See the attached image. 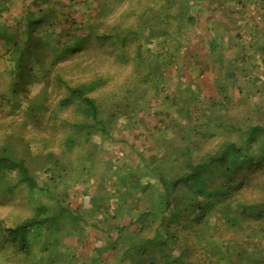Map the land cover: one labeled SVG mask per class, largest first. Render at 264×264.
I'll return each instance as SVG.
<instances>
[{"label":"trees","instance_id":"1","mask_svg":"<svg viewBox=\"0 0 264 264\" xmlns=\"http://www.w3.org/2000/svg\"><path fill=\"white\" fill-rule=\"evenodd\" d=\"M3 1L0 58L6 64L0 71V85L14 94L17 103L28 85L45 84L30 98L24 122L13 119L9 125L12 133L8 125L3 128L8 138L0 142V186L6 187L5 193L14 192L11 175H16L18 184L39 196L40 203L33 206L31 217L13 227L0 218V253L8 251L19 262L24 255L35 254L30 264H243L233 259L243 245L254 249L246 264H264V123L241 120L233 125L225 86L221 88L226 104L208 105L205 119L195 118L192 104L184 109L173 102L179 96L168 94L169 73H175L180 62L191 67V57H195L185 42L197 25L196 0H115L125 8L116 12L113 20H109L113 4L95 11L90 3H83L80 15L66 16L63 4L55 0ZM234 1L243 7H264V0ZM16 3L21 4L22 15L10 17ZM27 3L38 13L30 8L23 16L22 4ZM71 20L74 30L67 31ZM20 25H24L23 34ZM91 42L113 45L121 64L132 63L135 73L127 88L121 86L124 91L119 88L111 96L101 97L103 90L113 86L111 76L76 83L62 73L59 64ZM221 43L212 30L211 49L219 51ZM240 45L245 57L250 49L259 48L244 42ZM259 50L264 52V46ZM220 52L218 60L223 61V49ZM227 76L223 84L230 81ZM183 83L188 84V79ZM53 85L61 95L57 102H51L49 88ZM190 91L193 101L201 100ZM6 99V94L0 95V104ZM153 100L174 103L173 113L167 108L155 113L162 115L161 123L171 116L175 124L184 127L171 147L169 141L166 150L151 156L148 164L143 150L135 148L132 154L140 157L135 167L118 159L110 161L108 174L101 173L99 181L105 184L102 189L112 187L114 191L97 195V207L92 205L95 200L89 204L86 198L85 210L76 211L66 201L60 203L61 195L53 189H65L61 185L68 177L65 162L59 151H39L35 142L26 143V134L57 128L60 114L68 112L73 122L62 120L67 129L64 155L84 146L91 150L85 153L84 163L92 164L103 148L93 140H111L118 127L138 126V118L152 116ZM182 120L188 124L181 125ZM30 126L33 131L28 130ZM167 129H159V138ZM93 150L97 158L91 155ZM98 166L97 162L95 167L85 166L83 172L95 176ZM54 222L62 227H55ZM92 230L98 232L96 238L89 233ZM72 235L83 241L78 260L69 255L70 248L64 243V237ZM49 237L54 239L47 245ZM91 241H97L95 246ZM86 249L89 251L84 254ZM49 251L52 261L44 254Z\"/></svg>","mask_w":264,"mask_h":264},{"label":"rangeland","instance_id":"2","mask_svg":"<svg viewBox=\"0 0 264 264\" xmlns=\"http://www.w3.org/2000/svg\"><path fill=\"white\" fill-rule=\"evenodd\" d=\"M58 1L63 4L64 7L62 10L66 16L80 15L79 6H82L83 3H90V9L95 11L97 8L104 9L113 4V12L109 15V20H113L115 13L123 12L125 8L124 6H120L121 3H115V0H55L57 3ZM243 6L234 0L232 2H228V0H196L193 10L198 18L197 25L191 30L190 40L185 42L189 46V53L192 52L195 57H191V67L189 68L185 67L183 62H180L181 67L175 73H169V83L167 84L170 97L179 96V99L173 98L175 104H180L184 109L191 104L194 106L195 118H207L209 112L208 105L214 104L220 106V104H226V99L221 88L225 86L227 96L229 94V102L232 104L230 113L232 118L231 123L233 122V125L234 123H240L241 120L242 123L247 120L252 124L264 123V61L262 59L264 52L259 50L261 46H264V7L259 8L256 5H249V7ZM22 7L24 8L23 16L25 17L30 8H33L34 12L38 13V9L30 6L28 3L22 4ZM20 8L21 4L16 3L12 7V13L19 11ZM12 13H10V17H16L18 14L19 16L22 15L20 11L11 16ZM80 20L82 19L80 18ZM71 22L72 24H66L65 29L67 31L74 30L73 20ZM19 30L20 34H23L25 32L24 25H20ZM212 30L216 35L221 37L222 47L220 48L223 49V61L218 60V56L221 53L220 48L216 52L210 47ZM243 42L253 46L256 45L257 47L259 46V48L250 49L248 51L249 57H245L240 45ZM133 56H130L131 59ZM183 57L182 54V59ZM69 58L61 62L58 67L62 70L66 78H71L76 83L87 82L101 75L111 76L113 78V86L111 88L107 87L100 93L101 97L105 98L121 89L124 91V87L121 86L126 84L127 88L128 82L131 81L132 75L135 73L131 62L125 65L120 63V57L116 53L115 47L110 44L101 46L98 42L87 43L83 51L72 54ZM1 61H3V58H0V71L6 64L4 62L1 63ZM228 71L231 72L229 76L225 75ZM226 76L230 81L223 84ZM185 79H188V84L183 83ZM44 84V82H35L28 85L27 92L25 94H19L20 97H17V103L14 100V94L9 92L10 90L5 89L3 85H0L2 87V89L0 88V95H7V99L0 104V142L8 138V135L4 132L6 125H8V132L12 131L13 126L9 125L13 119L17 118L19 123L24 122L30 98L37 95L44 87ZM116 86L119 87L116 88ZM189 89L196 92L197 97L198 95L201 96V100L193 101V93ZM49 93L51 94V102H57L61 97L54 85L49 88ZM153 102L155 109L152 110V116H141L138 118L137 122L139 124L135 128L121 129V127H118L114 133V139L103 140L102 138H98L99 141H96L97 139L93 140L94 143L100 144L101 142L103 144L102 152L99 153L100 157L97 156V158L94 156V150L91 153L93 157L97 158L96 162L100 163V166L96 167L94 172L95 176L92 173L90 174L89 171L88 173L83 172L85 166L87 169L96 166V162L88 165L84 163L85 153L91 151L90 149L83 146L71 152L67 151L64 155L66 150L64 138L67 129L62 125V120L69 119L70 122H73L72 114L68 112L61 113L60 126L54 129L49 128L47 131L41 129L35 132L31 126L28 127V130L33 132L28 135L26 134V143L35 142L34 145L39 148V151H59L65 162L68 177L61 182V185L65 189L62 192L58 189H53L55 193L61 195L59 199L60 203L63 204L66 201L65 204L76 211L78 209L85 210L88 206L85 207L87 204H85V201L88 199L89 204V200H95L96 202H92V205L97 207L100 204V201H97L98 197L105 196L106 193L111 195L114 191L112 187L102 189V187H105V184H101L102 181H99L101 173L105 172L104 174H108L110 161L118 159L126 166L135 167L137 165L135 161L140 159L137 155L132 154V150H135V148H139L141 151L143 150V154L148 159V164L151 156L153 158V156H158L166 150L169 141V147H171L175 139H178L177 135L182 134L184 127L182 128V126L175 124L170 118L171 116L167 118L166 123H161L160 119L162 115L159 117L155 115V113H162L161 108H167L168 112L173 113L175 111L173 107L174 103L164 102L163 100L158 101V104L154 100ZM182 121L184 123H181V125L188 124V122L185 123L184 120ZM146 122L149 123L146 125ZM121 123L125 122L121 121ZM157 124L159 125L158 128L153 129ZM159 129H167L166 135L164 134L162 138H159ZM32 135L35 138H32ZM255 149L258 148L255 147ZM11 180L13 181L11 188L15 189L14 192L5 193L6 187L0 186V218L6 219L7 227H13L19 221L31 217L33 215V206L35 204L39 205L37 204L38 202L40 203V200H38L39 196L31 194L28 189L18 184L16 175H11ZM96 190L97 193L95 194ZM94 194L96 196L95 199H93ZM45 199L46 197L42 196L41 202L45 203ZM57 207L61 208L60 205ZM99 218L101 219L102 217ZM53 224L57 228L62 227V224L58 222H54ZM89 233L94 238L98 236L96 230H92ZM230 234L233 235L234 233L230 232ZM228 237L231 236L228 235ZM53 239L49 237L47 245L52 243ZM82 242L75 235L64 237V243L70 248L69 255L76 257L77 260L84 249L81 247L83 245ZM95 243L97 241H91L90 245L95 246ZM238 248V254L233 256V259L246 264L245 259L254 249L243 245H240ZM87 251L89 249H86L84 254H87ZM49 253L51 254V251L48 253L44 252L48 256L46 258L52 261V256ZM34 256L35 254L31 255V257L24 255L23 260L19 262L8 251H1L0 264H30V260ZM194 258L196 259L197 257L195 256ZM221 263H224V261H221ZM253 263L251 261V264Z\"/></svg>","mask_w":264,"mask_h":264},{"label":"crops","instance_id":"3","mask_svg":"<svg viewBox=\"0 0 264 264\" xmlns=\"http://www.w3.org/2000/svg\"><path fill=\"white\" fill-rule=\"evenodd\" d=\"M0 2H4L3 0H0ZM9 6V5H8Z\"/></svg>","mask_w":264,"mask_h":264}]
</instances>
